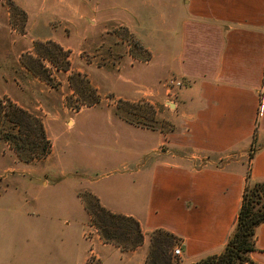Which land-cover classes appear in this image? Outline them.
<instances>
[{
  "label": "rangeland",
  "instance_id": "obj_1",
  "mask_svg": "<svg viewBox=\"0 0 264 264\" xmlns=\"http://www.w3.org/2000/svg\"><path fill=\"white\" fill-rule=\"evenodd\" d=\"M172 1L167 0L168 8L164 0H21L24 7L16 0H10L12 4L0 0V99L38 118L49 143L45 157L24 162L0 140V264H95L118 259L115 245L109 255L96 249L99 233L91 226L85 205L96 198L90 190H101L119 210L139 211L143 206L142 186L122 167L128 157L116 152L109 117L131 118L133 123H126L150 132L155 143L157 135L178 127L174 105L183 84L173 74L171 60L178 45L160 43L164 38L159 27L163 13L168 18L174 15ZM50 5L63 14L45 19L43 10ZM36 6L43 16L39 20L30 12ZM127 26L142 32V37ZM53 44L65 56L57 54ZM64 65L66 69L61 68ZM167 71L168 78L162 81ZM133 93L134 99H129ZM121 101L132 104V109ZM136 111L147 114L135 116ZM138 137L132 141L122 135L119 143L126 151H140L152 143ZM155 143L151 147L156 152L149 155L153 161L169 156L186 167L205 164L203 154L191 159L188 150ZM262 145L256 140L249 145L246 170L248 158ZM232 158H214L215 165L224 166ZM116 239L124 243L123 237ZM150 247L149 242L143 256L134 253L138 248L118 249L122 260L166 264L152 256ZM176 248L178 256L173 254ZM170 253L176 259L171 264H183L179 241Z\"/></svg>",
  "mask_w": 264,
  "mask_h": 264
},
{
  "label": "crops",
  "instance_id": "obj_2",
  "mask_svg": "<svg viewBox=\"0 0 264 264\" xmlns=\"http://www.w3.org/2000/svg\"><path fill=\"white\" fill-rule=\"evenodd\" d=\"M16 1L24 7L21 0ZM166 2L163 5L168 7ZM170 8L171 18L161 15L164 40L160 43L178 45L171 60L173 74L183 86L174 105L178 127L157 135L156 143L188 150L191 159L203 154L205 164L186 167L169 156L153 161L149 155L156 151L151 147L155 143L151 133L111 116L107 123L117 140L114 147L128 157L122 167L132 182L139 180L143 206L139 211L119 210L101 190L90 191L108 211L139 223L143 242L134 253L145 255L150 234L164 230L178 239L183 264H194L223 251L236 226L246 181L264 182V0H173ZM60 10L50 5L43 16L50 20L61 16ZM30 12L36 20L43 18L37 6ZM127 28L142 37V32ZM168 75L167 71L162 81ZM127 97L134 99V93ZM122 135L132 141L142 135L152 143L140 151H126L119 143ZM254 140L263 145L248 158L246 170V151ZM232 156L224 166L215 165L216 158L223 161ZM97 238L96 249L108 255L114 252L113 245ZM253 241L255 250L249 258L264 264V222L256 227ZM115 253L117 260L95 264H144L122 260L118 248Z\"/></svg>",
  "mask_w": 264,
  "mask_h": 264
},
{
  "label": "trees",
  "instance_id": "obj_3",
  "mask_svg": "<svg viewBox=\"0 0 264 264\" xmlns=\"http://www.w3.org/2000/svg\"><path fill=\"white\" fill-rule=\"evenodd\" d=\"M8 2L12 4L10 0ZM52 46L57 54L65 56L60 47L54 44ZM61 68L66 69V65ZM43 78L46 80L45 77ZM87 88L91 89L88 85ZM96 102L95 100L92 104ZM121 102L127 108L131 107L129 109H132V104ZM146 108L150 110L151 107L147 105ZM139 109L141 108L139 107ZM130 112V115L133 114L132 110ZM136 112L135 116L147 114L141 111ZM122 119L127 123H133V120L127 116ZM0 140L9 144L14 153L24 162L45 157L49 152V143L40 120L10 101L5 102L1 99ZM247 179L248 175H246ZM248 182L246 181L242 193L235 229L223 251L200 259L194 264H256L250 260L249 254L255 250L254 231L258 225L264 222V182ZM91 204L90 206L85 205V208L91 218V226L98 231L103 243L115 245L122 250H134L142 245L143 235L136 220L109 212L94 197H91ZM117 236L123 237L124 243H119L116 239ZM176 241L178 239L173 234L164 230H155L150 234V253L156 258L162 259L166 264H171L176 259L172 257L170 248Z\"/></svg>",
  "mask_w": 264,
  "mask_h": 264
},
{
  "label": "built area",
  "instance_id": "obj_4",
  "mask_svg": "<svg viewBox=\"0 0 264 264\" xmlns=\"http://www.w3.org/2000/svg\"><path fill=\"white\" fill-rule=\"evenodd\" d=\"M173 254H174L175 256H178V255L180 254V250H179V248L174 249V250H173Z\"/></svg>",
  "mask_w": 264,
  "mask_h": 264
}]
</instances>
